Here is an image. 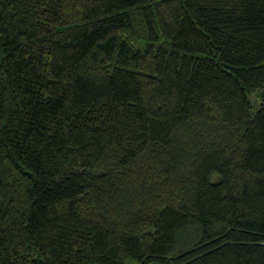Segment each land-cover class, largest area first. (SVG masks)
Listing matches in <instances>:
<instances>
[{"label":"trees","instance_id":"trees-1","mask_svg":"<svg viewBox=\"0 0 264 264\" xmlns=\"http://www.w3.org/2000/svg\"><path fill=\"white\" fill-rule=\"evenodd\" d=\"M0 264H264V0H0Z\"/></svg>","mask_w":264,"mask_h":264},{"label":"rangeland","instance_id":"rangeland-1","mask_svg":"<svg viewBox=\"0 0 264 264\" xmlns=\"http://www.w3.org/2000/svg\"><path fill=\"white\" fill-rule=\"evenodd\" d=\"M251 100L254 103V108L257 109L259 104H260V99L258 98L257 95L253 94V95H251Z\"/></svg>","mask_w":264,"mask_h":264}]
</instances>
